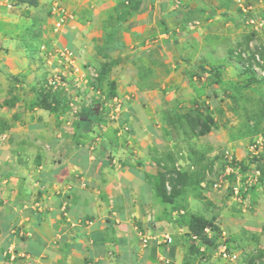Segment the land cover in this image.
Returning a JSON list of instances; mask_svg holds the SVG:
<instances>
[{"label":"rangeland","instance_id":"374dc122","mask_svg":"<svg viewBox=\"0 0 264 264\" xmlns=\"http://www.w3.org/2000/svg\"><path fill=\"white\" fill-rule=\"evenodd\" d=\"M42 4L17 13L25 23L14 31L24 44L16 48L14 70L26 73L11 78L14 88L1 89L0 99L13 92L38 101L45 96L50 103L46 111L65 114L69 128L76 126L83 109L97 105L94 134L88 138L95 146L100 145L101 134L127 144L143 121L165 143L152 149L156 160L152 172H165L170 189L175 164L191 177L173 207L158 202L163 225L170 224V233L175 234L172 241L187 252L182 261L202 263L196 253H188L191 241L179 231L182 217L197 214L212 218L224 233L222 237L216 233V246L223 243L237 255L234 261H224L216 256V246L206 247L202 241L198 252L210 264H264V176L252 179L251 186L243 185L246 191L238 203L227 189L236 175H225L227 164L235 170L240 167L241 174L240 164L249 173L257 167L253 160L264 162V77L256 75L257 83H251L250 73L240 68L234 55L254 51L264 70V34L252 32L245 23L251 14L264 17V0H43ZM54 4L65 10L66 17L56 31ZM153 4H167L170 19L150 27L151 20L141 18L158 13ZM7 30L0 23V33ZM62 48L75 54L73 64L58 56L56 50ZM3 51L0 45V65ZM1 71L0 82L7 81ZM52 81L55 85H49ZM17 83L24 87L16 89ZM208 113L216 129L200 136V127L189 119ZM225 152L233 161L226 163ZM210 234L206 240H212Z\"/></svg>","mask_w":264,"mask_h":264},{"label":"crops","instance_id":"0c3cea01","mask_svg":"<svg viewBox=\"0 0 264 264\" xmlns=\"http://www.w3.org/2000/svg\"><path fill=\"white\" fill-rule=\"evenodd\" d=\"M42 3L0 0L4 6L0 23L8 26L0 33L5 59L0 70L7 80L0 82V90L12 91L11 78L26 73L14 70L16 48L24 44L14 31L25 23L17 13L42 8ZM153 5L158 13L141 18L151 20L150 27L169 18L167 4ZM144 9L145 13V5ZM21 87L23 83L15 84L16 89ZM10 95L0 99V264L182 262L187 255L182 244L167 245L162 239L164 234H175L170 233V224L163 225L154 190L152 149L165 145L156 132L142 121L127 144L101 134L100 145H91V122L82 125L77 117L76 126L69 128L65 114L43 110L34 96ZM179 231L189 239L187 227L180 225ZM140 233L148 239L146 245ZM9 248L24 258L9 262L5 256ZM200 258V264H210L204 253Z\"/></svg>","mask_w":264,"mask_h":264},{"label":"built area","instance_id":"2783aa9c","mask_svg":"<svg viewBox=\"0 0 264 264\" xmlns=\"http://www.w3.org/2000/svg\"><path fill=\"white\" fill-rule=\"evenodd\" d=\"M240 7L243 13L247 12L245 8H243L242 6ZM51 13L53 15V20H54V31H56L64 23V20L66 18L65 10L63 8H60L57 4H54V8L52 9ZM245 23L247 26L251 28L252 32L264 34V17L257 16L256 14H251L246 17ZM195 24H190L189 29H194ZM41 50H45V47L41 46ZM56 53L63 61H68L71 64H73L74 59H75V54L71 52L69 49L62 48L60 50H56ZM234 55L239 59V62H240L239 66L242 70L250 69V72L253 73L256 78H258L257 77L258 75H260V77H264V70L260 69V65H262V62H261L260 56L257 53L253 51V53L250 54L248 52L238 51L234 53ZM75 82H77V80H75ZM49 85H55V83L52 81V82H49ZM225 155H226L225 158H227L226 163H228L229 161L230 162L233 161V156L229 152H225ZM179 156H181V154H179ZM174 167H175V172L177 173L185 172V170H181L180 164H175ZM190 169L192 170V167H190ZM239 171H240V167L235 170L234 168H231L227 164L226 169H225V175L226 176L236 175L235 179L233 178L235 181L227 183V189L230 190L232 201L241 203L242 193L243 191H246V188L242 190L243 185L251 186L252 183L250 181L252 179L255 181L256 179L262 178V172L257 167H254L249 173L246 172L247 170L246 171L244 170V171H241L242 173L240 174ZM242 179L244 180V182L240 184V180ZM262 183L264 186V179H262ZM168 184H169L168 182H165V188H166L167 193L171 191ZM214 187H216V185ZM180 214L182 215L183 212H180ZM210 232H211V228L204 229L203 236H207ZM26 235L28 236L29 234H26ZM139 235L141 237L142 243L146 245L148 239L145 238L141 233ZM220 236L221 237L224 236V233H220ZM162 239H163L164 244L169 245L172 243V238L167 234H164L162 236ZM192 239L196 240L197 237L192 236ZM223 241H224V238H223ZM215 252H216V256L220 257V259L224 261H227V260L234 261L237 258V255L232 252H229L227 246L224 245L223 243H220L215 247ZM6 257L8 258L9 261L12 262L19 258H24V255L17 253L15 250H11L6 253Z\"/></svg>","mask_w":264,"mask_h":264},{"label":"trees","instance_id":"16d2710c","mask_svg":"<svg viewBox=\"0 0 264 264\" xmlns=\"http://www.w3.org/2000/svg\"><path fill=\"white\" fill-rule=\"evenodd\" d=\"M26 2L34 3V0H26ZM29 5H34V4H29ZM243 71L250 73L249 81L251 83H257V80L254 74L250 72V69ZM49 104L50 103H48L46 97L41 95L39 99L40 108L49 110V106H48ZM97 110H98L97 105L89 106L86 109H83V113H81L80 115V120L82 122V125L88 124L90 122L92 123V121H94L93 117H95ZM189 120L191 123H194L195 125H198L200 127V131H199L200 136H204L210 133L212 129H216L212 116L209 113L205 115L201 114L200 116L196 115L195 117ZM252 163H254L257 166V168L259 169L262 168L261 172H262V176H264V162L259 163V160H253ZM241 169L242 171H244L245 167L242 165ZM165 180H166L165 172L157 173L155 177V186H154L155 195L157 200L161 204L170 205L171 207H173L175 205V200L180 195L181 191L191 182V177L190 174H187V172H183V173L176 172L174 179H172V187L169 193H167L165 188ZM180 224L187 227L188 229V236H189V240L191 241L188 247L189 254L196 253L200 258L202 253L200 254L198 252L197 247L199 246V244H202V241H204V243L207 244L205 245L206 247L210 245H212L213 247L216 246V237H217L216 233H219V228L213 225V223L204 216L197 214H189L182 217ZM206 228H211L212 231L215 233L214 240L205 239L206 236H203V232L204 229ZM192 236H196L197 239L196 240L192 239ZM182 264L185 263L182 261Z\"/></svg>","mask_w":264,"mask_h":264}]
</instances>
